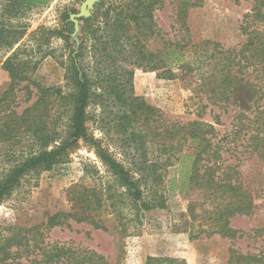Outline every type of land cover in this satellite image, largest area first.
Segmentation results:
<instances>
[{
  "label": "trees",
  "instance_id": "obj_1",
  "mask_svg": "<svg viewBox=\"0 0 264 264\" xmlns=\"http://www.w3.org/2000/svg\"><path fill=\"white\" fill-rule=\"evenodd\" d=\"M164 1L99 0L91 17L79 19L77 40L72 37L75 25L69 14H65L61 28L41 26L25 39L27 25L13 26L9 22L12 17H18L24 7L31 8V4L7 1L0 13V68L8 73L11 83L0 97V145L4 152L0 153V204L8 200L25 179L37 178L66 163L80 142L95 149L98 159L124 188L125 192L118 194L117 198L126 196L136 202L143 199L142 177L136 178L132 169L125 168L90 133L89 109L99 104H108L115 109L116 133L124 146L134 149L146 159L150 145H156L161 156H167L165 161H156L137 169L141 175L148 173V176H153L152 182L162 180L159 170L170 166L173 159L179 161L186 158L191 160V164L185 165L188 173L184 186L192 183L207 186V190L223 191L224 194H237L242 190L240 175L233 167L224 169L221 166L225 170L221 173L223 177L221 180L215 177L220 153L214 151V144L208 138L216 133L213 125L201 121L169 122L159 109L135 94L134 72L129 67L163 71L167 76L174 77L173 66L186 73L199 68L198 64L202 65L199 59L187 61L183 53L186 46L180 43H170L162 52L148 50V41L159 37L154 13ZM253 1L252 12L247 14L243 26L244 33L248 35L246 44L238 52L221 51L227 57L223 58L220 74L215 73L216 68L211 73L212 77L219 76L221 79L201 86H209L211 92L221 90L218 101L234 105L239 110L232 136L246 133L250 153L264 160V31L249 30L255 26V20H264V0ZM202 4L203 0H184L180 14L184 15L189 6L200 7ZM55 40L62 41V45L53 47ZM212 44L216 48L219 46ZM249 50H252L251 57L248 56ZM165 54H173L174 60ZM204 57L205 61H209L216 55L212 53ZM47 58L55 59L64 70L62 85L44 87L33 80V75ZM251 69L259 78V83L246 81L245 76ZM204 80L207 81V77ZM24 83H27V90L30 84L35 86L36 100L18 112L12 104L18 87ZM187 145L195 146L194 154L184 153ZM92 170L94 167L87 165L85 173H92ZM144 180L148 182L146 176ZM71 193L74 195L71 200L81 206L82 217L77 213H59L41 226L8 229L14 232L4 236L0 243V264H10L25 255H28L29 264H110L106 257L93 250L45 241L48 229L67 224L69 218L77 222L88 221L97 229L108 230L93 213L97 215L103 209L105 212L109 210L108 200L113 198L111 189L109 199H103L100 193L90 188L79 192L74 189ZM143 204L141 207L144 210L165 208L163 200L143 201ZM221 208L217 209L220 229L215 233L228 239L242 237L230 226L229 217L237 213L250 214L252 203L245 199L237 205L229 204ZM120 222L123 224L122 219ZM256 232L264 236V230ZM14 247L16 251L12 250ZM233 258L230 259L231 264L236 262ZM237 262L264 264V255L259 259L240 256ZM146 264L187 263L167 256H150Z\"/></svg>",
  "mask_w": 264,
  "mask_h": 264
},
{
  "label": "rangeland",
  "instance_id": "obj_2",
  "mask_svg": "<svg viewBox=\"0 0 264 264\" xmlns=\"http://www.w3.org/2000/svg\"><path fill=\"white\" fill-rule=\"evenodd\" d=\"M7 1L0 0V13ZM11 1L31 4V8L24 7L18 17H12L9 22L13 26L27 25L26 39L41 26L61 28L65 14H69L70 19L72 15L79 14L86 0ZM183 1L165 0L163 6L156 9L154 16L159 37L148 41L147 48L152 52H162L170 43H180L186 46L183 50L185 59H199L202 65L198 64L199 68L186 73L173 66L171 71L174 77L167 76L163 71L129 67L134 72V91L149 105L159 109L169 122L201 121L213 125L216 133L208 138L214 144V151L220 153L215 177L221 180L224 169L233 167L240 175L242 190L237 194H224L219 190H207V186L192 183L184 186L188 173L185 165L191 164V160L186 158L179 161L173 159L170 166L159 170L162 180L152 182L153 176H148V173L141 175L137 169L156 161H165L167 156H161L158 146L150 145L145 164L146 159L134 149L124 146L116 133L115 109L108 104H99L89 109L90 133L125 168L132 169L136 178L142 177L140 185L143 199L136 202L126 196L117 198L118 194L125 192L124 188L98 159L95 149L80 142L66 163L37 178L25 179L21 187L0 204V243L4 236L14 232L9 231L10 228L41 226L59 213H77L82 217L81 206L71 200L74 196L71 192L90 188L100 193L103 199H109L111 189L113 198L108 200L109 210L105 212L103 209L97 215L93 213L96 220L108 230L97 229L88 221L77 222L69 218L67 224L48 229L45 233L47 243L93 250L106 257L110 264H146L150 256H167L187 264H231L230 259L234 256L236 262L233 264H242L237 262L240 256H255L259 259L264 255V236L256 232L264 230V160L250 153L246 133L232 136L239 110L234 105L218 101L221 90L211 92L209 86H201L211 80L221 79L211 76L215 68V73L220 74L223 58L227 57L221 51L238 52L246 44L248 35L244 33L243 26L247 14L252 12L254 1L203 0L202 6H189L185 14L181 15ZM255 22V26L249 30L264 31V20ZM62 43L55 40L53 47H60ZM212 43L219 46L216 48ZM212 53L216 58L205 61L204 55ZM251 55L252 50H249L248 56ZM166 57L174 60L175 56L170 54ZM252 71L245 76L246 81L259 83V78ZM33 80L44 87L59 86L64 83V70L55 59L47 58L33 75ZM10 83L8 73L0 68V97L9 89ZM26 85H20L14 97L12 105L18 112L36 100L37 89L30 84L27 90ZM28 97L30 99L26 102ZM195 151L194 145H187L184 153L194 154ZM0 153H4L1 145ZM87 165L94 167L92 173H85ZM243 198L252 203L250 214L237 213L229 217L230 226L243 236L228 239L216 234L220 229L217 209L229 204L237 205L245 200ZM161 200L165 203L164 209L144 210L141 207L143 201L152 203ZM12 250L16 251L17 248ZM27 257L25 255L10 264H29Z\"/></svg>",
  "mask_w": 264,
  "mask_h": 264
},
{
  "label": "water",
  "instance_id": "obj_3",
  "mask_svg": "<svg viewBox=\"0 0 264 264\" xmlns=\"http://www.w3.org/2000/svg\"><path fill=\"white\" fill-rule=\"evenodd\" d=\"M99 2V0H86L80 9V13L77 15H72L71 16V21L75 25V30L74 33L72 34L73 39L77 40L78 39V34L80 32V18H89L92 16V12L94 10L95 5Z\"/></svg>",
  "mask_w": 264,
  "mask_h": 264
}]
</instances>
